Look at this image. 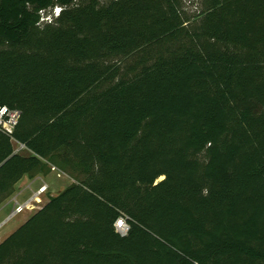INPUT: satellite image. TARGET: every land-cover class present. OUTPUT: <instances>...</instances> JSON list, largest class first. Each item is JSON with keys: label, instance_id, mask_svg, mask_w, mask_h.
<instances>
[{"label": "trees", "instance_id": "trees-1", "mask_svg": "<svg viewBox=\"0 0 264 264\" xmlns=\"http://www.w3.org/2000/svg\"><path fill=\"white\" fill-rule=\"evenodd\" d=\"M185 2L0 0V204L74 179L0 264H264V0Z\"/></svg>", "mask_w": 264, "mask_h": 264}, {"label": "rangeland", "instance_id": "rangeland-1", "mask_svg": "<svg viewBox=\"0 0 264 264\" xmlns=\"http://www.w3.org/2000/svg\"><path fill=\"white\" fill-rule=\"evenodd\" d=\"M189 1L190 0H186L185 5L189 12H193V10H196L194 4L196 2H194V0H191L192 2ZM199 1L201 2V0H197V2ZM57 166V164L52 162H48V164L46 165V170L45 172H43V174L48 175L50 172H53L54 175L48 177V188L45 192L40 194V198L38 201H34L35 206L33 208L25 209L24 211L17 213L14 216H11L16 205V202L13 200V196L17 193L18 189L12 196H10L8 199H6L3 203L0 204V238L3 237V239H5L22 223H24L34 212L41 208L49 200L50 196L57 195L61 190L66 188L74 181V179L69 173L65 172ZM53 167H55L56 169H53ZM10 199L11 201H8ZM18 199L20 202L25 201L24 196H19Z\"/></svg>", "mask_w": 264, "mask_h": 264}, {"label": "built area", "instance_id": "built-area-1", "mask_svg": "<svg viewBox=\"0 0 264 264\" xmlns=\"http://www.w3.org/2000/svg\"><path fill=\"white\" fill-rule=\"evenodd\" d=\"M56 10V11H55ZM59 10V11H58ZM60 12L59 7H55L53 9V14L58 15ZM42 17L45 21H51L52 16L51 14H47L46 12L42 11ZM21 116V112L18 109L10 108L6 105H0V130L6 132L7 134H13L16 126L18 125L19 119ZM25 145L21 143H17L16 151H22L25 149ZM53 169H56L53 167ZM48 188V184L46 182H43V184L38 188V190L33 192V195L28 198L27 200L20 202L17 196L13 198V200L16 202L15 208L11 214V216H14L17 213H20L24 211L25 209H30L35 206L34 201L39 200L40 194L45 192ZM116 228L117 230L122 234H127L129 230V224L127 222L126 217L121 216L118 218L116 222Z\"/></svg>", "mask_w": 264, "mask_h": 264}, {"label": "crops", "instance_id": "crops-1", "mask_svg": "<svg viewBox=\"0 0 264 264\" xmlns=\"http://www.w3.org/2000/svg\"><path fill=\"white\" fill-rule=\"evenodd\" d=\"M17 148V145H16ZM22 151H25V149H23ZM26 152V151H25ZM53 172H50L48 175H44L43 173H40L32 178H30L29 176L25 175L17 184H16V188L18 189L17 193L13 196V198L15 196H17V198L19 196H24L25 200H27L28 198H30L33 195V192L38 190V188L43 184V182L45 181L47 184H49L48 182V177L53 176ZM12 199V198H11ZM8 200V201H11ZM3 240V237L0 238V242Z\"/></svg>", "mask_w": 264, "mask_h": 264}, {"label": "snow or ice", "instance_id": "snow-or-ice-1", "mask_svg": "<svg viewBox=\"0 0 264 264\" xmlns=\"http://www.w3.org/2000/svg\"><path fill=\"white\" fill-rule=\"evenodd\" d=\"M59 11V10H58Z\"/></svg>", "mask_w": 264, "mask_h": 264}]
</instances>
